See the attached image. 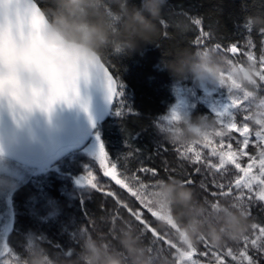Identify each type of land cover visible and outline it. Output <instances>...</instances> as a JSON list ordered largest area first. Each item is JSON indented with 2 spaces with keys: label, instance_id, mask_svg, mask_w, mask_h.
<instances>
[{
  "label": "trees",
  "instance_id": "trees-1",
  "mask_svg": "<svg viewBox=\"0 0 264 264\" xmlns=\"http://www.w3.org/2000/svg\"><path fill=\"white\" fill-rule=\"evenodd\" d=\"M35 1L51 23L57 15L64 12V0ZM145 4L146 0H142L141 3L140 0H89L87 11L91 19V13L97 8L100 9L110 19L113 30L119 31L125 19V9L135 6L145 10ZM145 14H147L146 10ZM248 17L264 19V0H168L161 18L154 21L158 33L152 44H145L138 49L128 51L119 42L112 41L102 49L100 57L124 86L123 99L128 107L123 109L122 117H117L112 115L115 107L113 105L109 115L101 119L95 128L100 130L101 139L109 152V160L117 164L118 171L128 175L130 183L133 185L136 183L135 180H131L132 176H138L144 183H153L154 180L149 174L137 170L141 167L156 170L155 179L160 182L158 187L152 189L151 197L155 195L161 183L170 177L181 181L183 177L190 175L195 182L190 188H195L205 201L207 198L211 199L208 192L200 190L197 184L198 175L185 168L175 153L165 151L160 153L157 150L156 140L160 139V136L155 123L168 112L175 100L172 85L176 82L187 84L193 82L191 79L181 80L174 77L165 65L176 61L186 51L195 52L204 46L216 44L228 46L234 42L244 44L249 39V34L244 28ZM196 19L201 20V25L194 24ZM201 29L209 35L203 37ZM260 29H264V24L253 26L250 37L256 45L257 53H260L261 37L258 35ZM198 39L201 41L200 45L196 44ZM192 114L212 116L211 111L203 103L196 105ZM165 160L168 163H165ZM3 179L12 180L14 187L5 191L6 197L2 198L0 195V202L4 199H6L4 203L12 200L11 207L14 215L18 216L19 227L24 228L25 232L31 230V233L43 235L46 240L43 237L39 240L40 244L53 256H58L60 253L72 254V250H75L77 255L83 243L93 237L106 238L114 246L119 247L109 223V220H113L116 216L119 219L113 220V223L120 225L124 221H130L141 231L144 243L154 254L158 252L159 255L161 253L169 255L167 251L162 250L161 253L158 251L159 245L152 243L151 235L141 230L138 222L119 206L113 196L92 190L88 198L81 199L77 195L73 205L66 206L61 204L50 191L44 195L46 196L44 200L38 198L37 195L45 188L44 185L34 196L26 187L28 177L16 179L4 176ZM123 192L124 196L135 201L137 206L134 208L128 204L129 207L134 210L141 208L126 189ZM33 198L35 203L33 201L30 212L28 204ZM6 206L0 211V234L11 247V242L16 243L17 240V236H14V240L11 237L13 230L17 231V221L11 233H7L4 226L7 225L6 214L10 213V209ZM141 210L144 211V218L160 230L155 218L151 217L147 210ZM249 221L264 222V213L258 206L253 207ZM85 228L88 232L83 234ZM160 232L164 233V230ZM165 233L173 234V229ZM26 255L27 252L22 253V257ZM228 259L230 261V258ZM259 259L261 264H264V257Z\"/></svg>",
  "mask_w": 264,
  "mask_h": 264
},
{
  "label": "clouds",
  "instance_id": "clouds-1",
  "mask_svg": "<svg viewBox=\"0 0 264 264\" xmlns=\"http://www.w3.org/2000/svg\"><path fill=\"white\" fill-rule=\"evenodd\" d=\"M88 4L89 0H64V12L57 15L47 29V36L50 39L59 37L66 50L54 58V80L51 83L36 75L34 83L42 91L33 93L29 88L19 96L16 111L21 129L27 128L36 116L46 115L51 123L58 110L87 103L81 88L90 83L94 76H103L97 59L102 49L112 41L119 42L128 51L152 44L158 33L154 21L161 18L168 0H146L144 7L147 14L135 6L126 8L119 31L113 30L110 19L98 8L89 19ZM247 22L258 26L264 24V19L248 17ZM85 53L95 55L85 56ZM165 67L178 79H191L197 85L213 88L226 85L252 90L262 81L255 64L246 62L243 68H232L228 58L214 47L186 51ZM77 89L79 98L76 96ZM257 111L264 112V106L253 109L251 120L256 128L259 127ZM218 126L217 119L207 114L180 112L179 118L172 124L160 121L157 131L167 143L187 146L201 143L206 138L216 139ZM13 187L12 180L0 178V193ZM151 201V206L159 213L155 217L159 229L167 232L175 225L173 242L185 251L197 247L202 239L222 249L238 242L252 226L243 209L231 208L225 202L219 206V210L213 211L211 202H206L195 188L186 186L174 177L161 183ZM113 230L119 247L106 238L93 237L83 243L78 255L72 250V254L62 256H53L42 244H38L36 233L26 234L27 255L22 257L20 264H176L173 256L167 253L156 257L150 252L141 231L130 221L120 225L113 223ZM174 255L178 259L179 254Z\"/></svg>",
  "mask_w": 264,
  "mask_h": 264
},
{
  "label": "snow or ice",
  "instance_id": "snow-or-ice-1",
  "mask_svg": "<svg viewBox=\"0 0 264 264\" xmlns=\"http://www.w3.org/2000/svg\"><path fill=\"white\" fill-rule=\"evenodd\" d=\"M14 2L19 7V0H14ZM141 2L142 0H140ZM5 14L4 0H0V21L3 20ZM161 23L163 24L164 22L162 21ZM201 23L199 19L194 21L195 25H201ZM244 28L249 34V39L244 44L237 42L228 46L216 44L214 48L218 52L225 53L233 61L241 60L242 58L257 62L261 71L264 72V29L258 31L261 40L260 54L257 55L255 51L256 45L250 38L253 26L247 22ZM201 34L203 37L209 35L203 32V29H201ZM196 44L200 45L201 41L198 39ZM99 67L103 72L108 103L115 105L114 115L122 117L124 114L123 109L128 107L123 99L124 86L116 79L105 62H101ZM261 80L264 81V76H261ZM79 95V89H77V98H79ZM229 99V104L219 109L214 108L213 115L219 119L221 127L227 129L230 135L222 137L219 142L206 138L204 142L195 145H173V150L181 161H187L189 164L196 166L193 168L195 173L199 174L201 172L199 165H203V168L207 170L199 182V187L200 190L208 192L213 197L211 207L214 208L223 198L229 206L241 208L248 216H251L254 206H258L264 211V136H261L260 133H256L254 136L249 134L246 98L230 96ZM81 107L85 111H89L88 103H81ZM129 112H131V109H129ZM179 113L176 108H173L168 116H164L161 119L168 124H172L179 118ZM237 116L240 117L239 121L236 119ZM92 126H96L94 120L92 121ZM218 135L221 134L218 133ZM225 138H227V142ZM96 140L98 147L93 155L104 169V175L110 177L121 188L126 189L141 208L134 210L119 199H117V203L138 222L143 232L151 235L153 244H158L161 250L167 251L169 255L173 256L176 264H182L184 261L187 264H200V261L195 259L197 256L205 258L204 264H261L260 259L257 257H264V222L252 224L251 233L244 235L239 240L238 251L234 250L232 246H226L222 249L215 248L206 239H202L199 244L202 250H198V247H192L188 251L179 248L175 242L168 239L167 233L158 231L152 222L146 220L144 211L141 210H147L153 218L159 215L151 206L152 201L150 198L152 189L158 187L160 182V180L155 179L157 177L156 170L139 168L138 172L149 174L154 182L144 183L138 176H132L131 180L136 181L135 185H133L130 183L128 175L118 171L117 164L109 160V152L106 150L99 133L96 134ZM233 142H235V148L233 147ZM250 144L255 149L254 152L248 151ZM258 145L260 146L258 147ZM157 150L164 151L163 144H159ZM2 152L3 145L0 144V153ZM213 158H215V162H213ZM243 158H247L246 163L241 162ZM217 174H219L220 179L216 178ZM181 181L189 187H193L195 184L190 175L183 177ZM77 184L90 187L91 189L102 190L98 188L96 177L91 171L88 172L87 176L80 177L77 180ZM210 188H214L215 191H209ZM107 195L115 196V193L108 192ZM175 228L176 226L173 225V229ZM86 232H88V229H83V234ZM177 253L179 254L178 259L174 255ZM0 257H8L3 260V264H13V262L20 264L22 259L9 246L8 241L0 244ZM228 258H230V261Z\"/></svg>",
  "mask_w": 264,
  "mask_h": 264
},
{
  "label": "water",
  "instance_id": "water-1",
  "mask_svg": "<svg viewBox=\"0 0 264 264\" xmlns=\"http://www.w3.org/2000/svg\"><path fill=\"white\" fill-rule=\"evenodd\" d=\"M4 6L6 14L0 21V144L9 155L17 153L42 163L62 147L79 143L78 136L94 129L92 121L97 125L113 105L108 103L103 76L96 75L81 88L89 111L79 105L65 107L51 123L46 115L36 116L21 129L16 111L19 96L29 88L33 93L42 91L34 83L36 75L51 83L54 58L66 49L59 37L47 36L51 22L35 0H19V7L14 0H4ZM88 55L95 54L85 53ZM97 59L103 62L100 56Z\"/></svg>",
  "mask_w": 264,
  "mask_h": 264
},
{
  "label": "rangeland",
  "instance_id": "rangeland-1",
  "mask_svg": "<svg viewBox=\"0 0 264 264\" xmlns=\"http://www.w3.org/2000/svg\"><path fill=\"white\" fill-rule=\"evenodd\" d=\"M213 46H204L205 47H214ZM256 51V50H255ZM223 56H226L228 58V64L232 68L240 67L243 68L244 64L246 62H252L255 64L261 75L264 76V72L261 71L260 66L257 62H254L252 60L248 59H242L233 61L229 56H227L225 53L220 52ZM259 55L260 53H257ZM172 89L175 95V100L170 106L168 112L164 116H168L173 108H176L179 112H189L193 113L194 109L196 108V105L199 103L205 104V106L211 111L212 116L217 119L218 121V129H217V138L211 139L219 142V140L224 137L230 135L227 129H224L221 127L220 121L217 117H215L213 114L214 108H222L224 105H227L230 103L229 97H236V98H242L247 100V124L248 128L250 129V135H255L256 133H260L261 136H264V112L257 111L255 114L257 116V122L259 124V127L256 128L252 124L251 117L253 115V109L254 107L256 109H260L262 106H264V81H260L258 83V86L255 89L248 90V89H240L237 87H229L226 85L217 86L215 88L203 86V85H197L196 83L192 82L191 84H187L185 82H176L172 85ZM259 101V103H257ZM113 109L112 115H114ZM116 116V115H114ZM162 116V117H164ZM161 117V118H162ZM158 119L156 121V127L160 124V121L162 119ZM237 121L240 120V117H236ZM227 133L226 135L223 133ZM100 133V130L98 128L92 129L91 131L82 133L78 136L79 143L77 144H70L67 146L62 147L56 154L50 156L46 161L39 163L36 161H32L29 157L22 156L20 154L9 155L5 151L0 153V178H3L4 176L8 177H14L16 179H22V178H29L26 187L32 191L34 196L36 195V192L38 189H42L43 185L45 188L42 189V191L39 193L38 198L41 200H44L46 196H44L48 191L55 194L58 201L61 204H64L66 206L73 205V202L76 201L77 195L81 198H88L90 195V191L96 190L91 189L87 186H81L77 184V180L82 176H87L88 172L91 171L92 174L96 177V182L98 183V188L102 189L99 190L101 192H104L107 194L108 192L115 193L116 199H119L132 207L136 208V204L132 201V199H129L128 197L124 196V189L121 188V186L115 184V181L111 180L110 177H107L104 175V169L100 166L99 162L95 160V157L93 153L97 150V140H96V134ZM220 133L221 135H218ZM159 134V133H158ZM236 135V134H233ZM160 139L156 140V146L158 147L159 144H163L164 151L165 152H172L175 153L173 150V145L167 143V141L159 134ZM206 140V139H205ZM204 140V141H205ZM227 142V138H225ZM203 141V142H204ZM195 145V144H193ZM260 145H258L259 147ZM233 147L235 148V142H233ZM164 151H158L160 153H163ZM249 152H254L255 149L250 144V147L248 149ZM247 158H243L241 160L242 163H246ZM213 162H215V158H213ZM165 163L166 162L165 160ZM185 168H189L191 172L194 174H197L193 171V168L196 167L192 164H189L187 161H182ZM201 167V172L198 175L197 184L199 185V182L204 177V174L207 170L203 168V165H199ZM27 174V175H26ZM60 177V179H59ZM217 179H220L219 174H217ZM65 181V182H64ZM72 188V189H71ZM80 190V192H78ZM209 191H215L214 188H210ZM49 192V194H50ZM5 192L0 193V195L3 197ZM6 199L0 202V211L2 209H5L9 207L10 213L6 214L7 219V225L4 226L7 233H11L14 229L13 225L16 223L17 231L13 230V234L11 237H13V240L17 236L16 243L11 242L13 250L16 252V254L20 255L22 257V253L27 252L26 248V234L31 233L30 231L25 232L24 228L21 229L19 227L18 222V216L14 215L13 207H11V201L5 202ZM35 199H31L28 204V210L31 212V206L33 204V201ZM213 200V197L207 198L206 202H211ZM225 199H221L220 203L216 205L214 208L212 207L213 211L219 210V206L222 203H225ZM35 203V201H34ZM227 203V202H226ZM13 204V202H12ZM228 204V203H227ZM229 206V204H228ZM11 207V208H10ZM231 207V206H229ZM233 208V207H231ZM33 211V210H32ZM224 211H227V209H224ZM264 213V211H263ZM119 219V217L113 218V220ZM113 220H109V223L111 224V231L113 230ZM255 222H250V224H254ZM98 226V224L96 225ZM26 228V227H25ZM34 231V230H33ZM252 231V228L248 230L245 235L250 234ZM35 233V232H32ZM10 235V234H9ZM105 235V234H104ZM168 239L170 241H173V234H169ZM15 236V237H14ZM44 236L40 234L38 235V241L42 240ZM243 238V237H242ZM241 238V239H242ZM45 239V237H44ZM46 240V239H45ZM44 240V241H45ZM6 239H3V236L0 234V244H2ZM40 244V241L38 242ZM239 241L235 243H230L227 246H232L234 250H239L238 248ZM30 247V246H29ZM198 250H202V247L200 245L197 246ZM148 250L150 252H153L151 248L148 247ZM122 251V250H121ZM158 251L161 253V249L159 248ZM154 253V252H153ZM79 254V252H78ZM77 254V255H78ZM58 256H62L60 253ZM155 256L158 257V252L155 253ZM258 259L260 257H257ZM5 258H0V264H3V260ZM195 259H198L200 261V264H204L205 258L203 257H195ZM211 259V258H209ZM14 264V263H13Z\"/></svg>",
  "mask_w": 264,
  "mask_h": 264
},
{
  "label": "bare ground",
  "instance_id": "bare-ground-1",
  "mask_svg": "<svg viewBox=\"0 0 264 264\" xmlns=\"http://www.w3.org/2000/svg\"><path fill=\"white\" fill-rule=\"evenodd\" d=\"M65 182V181H64Z\"/></svg>",
  "mask_w": 264,
  "mask_h": 264
}]
</instances>
